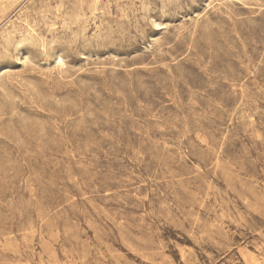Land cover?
I'll use <instances>...</instances> for the list:
<instances>
[{
    "label": "rangeland",
    "instance_id": "rangeland-1",
    "mask_svg": "<svg viewBox=\"0 0 264 264\" xmlns=\"http://www.w3.org/2000/svg\"><path fill=\"white\" fill-rule=\"evenodd\" d=\"M0 264H264V0H0Z\"/></svg>",
    "mask_w": 264,
    "mask_h": 264
}]
</instances>
